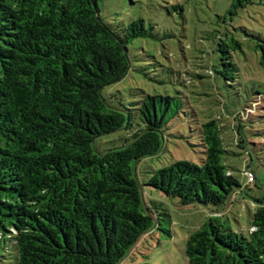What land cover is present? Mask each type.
I'll return each instance as SVG.
<instances>
[{
	"label": "trees",
	"instance_id": "trees-1",
	"mask_svg": "<svg viewBox=\"0 0 264 264\" xmlns=\"http://www.w3.org/2000/svg\"><path fill=\"white\" fill-rule=\"evenodd\" d=\"M251 5L230 0L213 15L208 38L199 39L207 50L201 54L214 57L205 74L222 87L237 79L242 44L235 33L249 36L239 10ZM173 8L183 19L184 7ZM154 30L141 18L111 26L99 0H0V263L122 264L165 216L145 202L149 188L181 206L216 209L187 239L188 264H264V199L254 200L247 234L234 229L225 213L242 187L223 159L245 156L239 173L246 181L251 172L257 186L241 129L264 102L261 94L240 112L197 121L199 165L174 161L143 183L137 176L142 160L161 154L164 129L183 104L179 94H143L132 110L109 102L131 69L129 46L156 39ZM119 132L97 149L98 139Z\"/></svg>",
	"mask_w": 264,
	"mask_h": 264
},
{
	"label": "rangeland",
	"instance_id": "rangeland-1",
	"mask_svg": "<svg viewBox=\"0 0 264 264\" xmlns=\"http://www.w3.org/2000/svg\"><path fill=\"white\" fill-rule=\"evenodd\" d=\"M251 1L253 5L239 10L240 24L249 36L242 31L235 33L242 44V52L235 58L239 68L237 79L230 86L222 87L221 82L205 74L204 68L214 63V57L201 54L207 50L199 39L208 38L213 15L228 10L230 0H99L100 17L104 22L116 28L121 23L127 25L141 18L146 25H154L156 36V39L137 40L129 46L131 69L111 88L114 98L109 102L115 106L129 105L132 110L131 104L139 101L143 94L170 97L179 94L183 100L180 114L164 129L165 143L161 154L138 164L136 171L141 183L149 179L153 170L174 161L200 164L203 148L198 138L197 121L213 120L222 116V110L228 114L240 112L256 100L257 93L264 101V67L260 65L264 48V0ZM176 5L184 7L183 19L174 13ZM166 34L171 37L163 40ZM252 36L261 37V41ZM184 73L188 74L184 75L185 83L179 80V75L183 77ZM196 73L205 78L190 81L188 76ZM131 115L135 119L134 110ZM221 122L230 127L231 121L226 117H222ZM229 127L226 132L231 139L234 133ZM120 134L98 139L97 149L104 150ZM241 138L251 155L249 167L255 173L257 186L247 185L239 173L245 156H224V164L233 169L242 187L225 216L234 229H240L246 235L254 200L264 199V102L248 121L242 123ZM223 143L227 147L231 142ZM228 149L239 152L231 145ZM143 193L147 205L155 203L160 207L159 214L165 216H159V229L142 236L122 264H188L185 256L187 239L206 223L210 209H216L181 206L177 199L166 198L149 188H144ZM2 251L0 249V256H3ZM0 264L16 262L7 258Z\"/></svg>",
	"mask_w": 264,
	"mask_h": 264
},
{
	"label": "built area",
	"instance_id": "built-area-1",
	"mask_svg": "<svg viewBox=\"0 0 264 264\" xmlns=\"http://www.w3.org/2000/svg\"><path fill=\"white\" fill-rule=\"evenodd\" d=\"M245 176L247 184H251L254 182V175L251 172H246Z\"/></svg>",
	"mask_w": 264,
	"mask_h": 264
}]
</instances>
